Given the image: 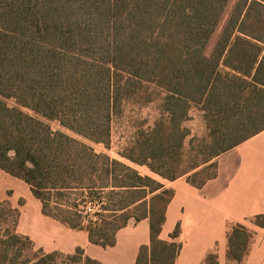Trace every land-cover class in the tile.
<instances>
[{
	"label": "trees",
	"instance_id": "trees-1",
	"mask_svg": "<svg viewBox=\"0 0 264 264\" xmlns=\"http://www.w3.org/2000/svg\"><path fill=\"white\" fill-rule=\"evenodd\" d=\"M231 3L0 0V170L30 187L45 217L93 245L113 247L121 229L148 220L135 264H175L180 225L160 239L174 191L135 167L200 189L216 158L264 131V0H236L227 14ZM158 99L159 118L119 159L95 151L110 148L125 103ZM193 107L207 135L190 140L185 167ZM1 207L0 264H101L79 247L37 249L17 232L19 211ZM253 219L264 227V215ZM226 239L225 264H244L253 233L235 224ZM202 264H219L215 250Z\"/></svg>",
	"mask_w": 264,
	"mask_h": 264
},
{
	"label": "crops",
	"instance_id": "crops-1",
	"mask_svg": "<svg viewBox=\"0 0 264 264\" xmlns=\"http://www.w3.org/2000/svg\"><path fill=\"white\" fill-rule=\"evenodd\" d=\"M215 162L216 176L200 189L184 178L161 182L174 191V197L160 239L170 241L169 235L180 225L178 242L182 248L175 264H202L214 249L225 260L228 226L244 225L264 215V131L221 154ZM0 203L19 211L17 232L46 253L72 254L79 247L85 256L101 264H135L140 247L149 244L148 220H142L121 229L113 247L93 245L85 231L68 229L45 217L30 187L1 170ZM255 227L244 264H264V227Z\"/></svg>",
	"mask_w": 264,
	"mask_h": 264
},
{
	"label": "rangeland",
	"instance_id": "rangeland-1",
	"mask_svg": "<svg viewBox=\"0 0 264 264\" xmlns=\"http://www.w3.org/2000/svg\"><path fill=\"white\" fill-rule=\"evenodd\" d=\"M235 1L236 0H232V3L230 4L227 10V14L230 12ZM226 18H227V15L222 21V25L224 21L226 20ZM220 30H221V27L220 29L216 31L213 38L211 39V42L208 47V52H210V50L214 46V43L219 36ZM159 104H160L159 99L149 104H145V105H138L133 102L125 103L123 106L122 113L113 119L110 148L106 149L102 145H92V147L95 149L97 153H104L110 156L111 158L119 159L118 152H120L128 144V142L131 140V138L135 135L137 131L139 130L147 131L150 128H152L154 122L159 118V115H160ZM49 125L54 131H57V130L63 131L58 126V124L55 122H50ZM184 127L190 131V136L185 141V153H186L185 167L186 166L188 167L190 166V162H191L190 157H192L191 153L189 152L190 140L192 138L202 139V138H205L207 135L205 123L202 118V113L197 108L195 107L192 108L191 113H190V118L184 123ZM63 132L70 134L69 132H66V131H63ZM135 168L142 175H148L160 182H163L161 178L152 175L147 169L143 167H135ZM206 173L210 174L211 171H208ZM6 209L7 207L0 208L1 211L6 210ZM13 217H14L13 214H8V215L6 214L3 216V218L7 220L8 224L12 223L13 219L15 218ZM1 225L2 223L0 221V226ZM244 226H246L248 230H250V232L253 233V239H254V236L256 235V232H257V228L253 224V221L250 220L248 222H245ZM214 250L216 254H218L216 249ZM213 251H210V252H213ZM27 255L29 256L30 254L27 253ZM218 258H219L220 264L225 263L223 256L218 257Z\"/></svg>",
	"mask_w": 264,
	"mask_h": 264
}]
</instances>
